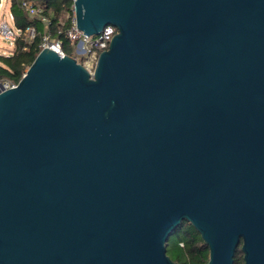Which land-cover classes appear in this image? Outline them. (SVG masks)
Here are the masks:
<instances>
[{
  "label": "water",
  "instance_id": "1",
  "mask_svg": "<svg viewBox=\"0 0 264 264\" xmlns=\"http://www.w3.org/2000/svg\"><path fill=\"white\" fill-rule=\"evenodd\" d=\"M93 76L44 47L0 82V264H264V0H74Z\"/></svg>",
  "mask_w": 264,
  "mask_h": 264
},
{
  "label": "trees",
  "instance_id": "2",
  "mask_svg": "<svg viewBox=\"0 0 264 264\" xmlns=\"http://www.w3.org/2000/svg\"><path fill=\"white\" fill-rule=\"evenodd\" d=\"M24 0H10V10L15 16V25L23 30L22 36L17 40L13 52L0 54V82L9 81L18 83L28 67L42 49L41 43L45 32L50 33L53 40L61 41L62 50L71 55L73 45L67 35L74 17L73 0H25L31 1L35 6L41 7L50 23L45 24L37 17H31L22 7ZM1 2V0H0ZM35 28V38L30 39L27 30ZM177 245L176 256L172 258L180 264H206L209 261V247L201 234L189 221H182L172 233ZM168 251V245H167ZM241 245L236 250L234 264H243Z\"/></svg>",
  "mask_w": 264,
  "mask_h": 264
},
{
  "label": "built area",
  "instance_id": "3",
  "mask_svg": "<svg viewBox=\"0 0 264 264\" xmlns=\"http://www.w3.org/2000/svg\"><path fill=\"white\" fill-rule=\"evenodd\" d=\"M3 1L4 0H1L0 2V8L4 5ZM22 7L27 11L29 16L37 17L45 24L50 23L49 18L43 13V9L35 6L31 1L24 0L22 2ZM8 16L9 19L3 17L0 20V33L4 38L9 40L11 47H16L17 40L22 36L23 30L15 25V16L10 9H8ZM116 33L117 27L113 24H107L98 35H86L77 27L74 15L72 25L67 31V35L74 47L71 56L74 57L78 63H81L90 72L91 76H93L99 53L108 48L110 41ZM27 34L30 39L35 38V28H29ZM41 47H51L62 55L66 54L61 48V41L51 39L49 32L44 33ZM16 84L17 83H11L9 81H4L3 83L5 88L13 87Z\"/></svg>",
  "mask_w": 264,
  "mask_h": 264
},
{
  "label": "rangeland",
  "instance_id": "4",
  "mask_svg": "<svg viewBox=\"0 0 264 264\" xmlns=\"http://www.w3.org/2000/svg\"><path fill=\"white\" fill-rule=\"evenodd\" d=\"M4 5L2 8H0V20L3 17H7L9 19L8 16V9L10 8V0H4L3 1ZM15 49V47H11L10 46V42L8 39L4 38L1 33H0V54L3 55H7L11 52H13ZM4 83V82H2ZM178 249H177V245L175 244V240L173 237V234L170 235L169 239H168V255L172 258H174L177 253Z\"/></svg>",
  "mask_w": 264,
  "mask_h": 264
}]
</instances>
